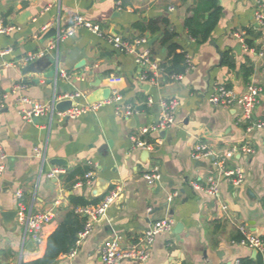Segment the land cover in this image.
<instances>
[{
	"label": "crops",
	"instance_id": "0c3cea01",
	"mask_svg": "<svg viewBox=\"0 0 264 264\" xmlns=\"http://www.w3.org/2000/svg\"><path fill=\"white\" fill-rule=\"evenodd\" d=\"M198 2L0 0V23L21 27L0 34V51L11 49L0 56V161L5 164L0 183V264H23L43 257L48 237L70 211L82 217L83 223L86 220L79 212L82 205H76L72 197L100 202L110 191L118 196L108 218L96 224L75 256L63 255L54 264H103L101 249L115 235L122 236L124 245L132 244L152 222L167 217L174 220L173 228L156 237L149 259L120 264H235L259 258L254 249L239 243V227L245 225L250 233L264 237V129L247 132L237 121L240 109L215 108L208 101L215 83L244 94L254 82L262 88L254 115L264 116V58L258 54L264 50V29L255 21L259 0H218L221 16L205 42L192 39L185 26ZM78 15L124 39L146 37L149 41L156 37L153 44L148 42L138 50L150 49L159 65L169 59L170 46L178 44V52L190 54L193 67L181 80L168 81L161 68L156 84L143 81L136 54L119 52L105 36L78 27L73 36L46 53L59 61L62 93L57 100L80 93L75 101L81 105L89 102L95 89L104 87L116 88L121 98L74 119L50 112L29 121L20 112L29 105L22 104L18 95L45 103L53 100L54 89L45 84L44 72H37V60L27 62L24 57L45 50L55 37L46 38L47 34L71 26ZM29 28L32 33L24 34ZM235 32H244L245 45L256 51L247 49ZM170 33L174 35L167 38ZM82 60L85 65L77 68ZM111 76L123 80L111 84ZM138 81L149 88H142ZM19 84L27 88L15 93ZM163 97L181 101L175 124L146 137L155 143L152 150L134 147L131 133L157 119ZM149 98L155 102L148 103ZM125 104L136 107L138 113L130 118L116 115V108ZM111 115L117 129L110 124ZM198 141L223 152L233 144L249 143L254 153H236L228 160L229 166L243 167L244 182L230 184L217 175L213 158H196L193 149ZM35 148H42L41 157L35 155ZM1 153L6 157L2 159ZM55 158L66 160L67 171L48 178ZM156 166L161 173L158 187L144 177ZM86 169L93 172L91 183L77 186L85 181ZM212 176L218 177L217 196L192 184L208 185ZM17 190L23 191L27 211L54 214L40 243L17 220ZM173 193L176 195L170 200Z\"/></svg>",
	"mask_w": 264,
	"mask_h": 264
},
{
	"label": "built area",
	"instance_id": "2783aa9c",
	"mask_svg": "<svg viewBox=\"0 0 264 264\" xmlns=\"http://www.w3.org/2000/svg\"><path fill=\"white\" fill-rule=\"evenodd\" d=\"M259 9L255 13V21L264 29V0H259ZM48 26H44L43 30ZM78 27H84L91 32L105 36L108 42L119 52L123 53H133L137 56V63L142 67L141 79L143 81H149L152 84L157 83V72L161 70L159 63L155 60L152 51L146 49L145 51L138 50L140 46L148 43L146 37L136 38L133 40L124 39L120 36L107 34L103 31L99 24H95L86 20L82 15H78L74 18L73 24L65 29H59L54 39L48 44L45 50H38L29 52L25 55L24 60L27 62H34L39 58L43 57L50 48H54L55 45L66 38L73 36ZM21 27L15 24H3L0 23V34H8L15 30H20ZM244 32H235V36L240 40V42L245 45ZM247 49L251 51H256V48L247 46ZM11 52V49L0 51V56H4ZM186 53L187 68L185 72L174 75L173 80H181L184 75L193 67L192 58L190 54ZM259 56L264 58V50L258 51ZM264 71V67H263ZM148 72L153 73L152 77H148ZM65 76H67L65 74ZM109 82L111 84H119L122 82L123 77L121 76H111L109 77ZM25 84H19L15 87L14 92L19 93L20 90L26 89ZM262 88L251 82L247 86V91L244 94H237L233 88L225 84L215 83L209 94L208 101L215 108H235L240 109L241 114L239 115L237 121L241 125L245 126L247 132H252L254 130L264 129V116L257 118L254 115V110L260 101V95ZM81 94L76 93L70 96L61 98L64 99H77ZM19 100L22 104L29 105L20 109V112L25 119L32 121L35 117L44 116L50 112L55 113L60 118H77L81 115L97 112L105 104H111L118 101L121 98V93L116 89H111V94L108 99L100 100L93 103L86 102L81 105H76L64 112L57 111L55 109L56 102L58 101H48L45 103L36 102L28 96L19 94ZM148 103L153 104L155 101L153 98L147 100ZM181 105L180 99L176 97H163L159 101L160 111L157 119L148 124L142 126L138 131L131 133L130 139L134 147L143 148L147 151L152 150L155 143L149 141L146 137L151 133H159L162 131L169 130L176 121V114L178 108ZM3 108V104L0 102V110ZM138 113V109L132 105H120L116 108L115 114L120 115L124 118H130L134 114ZM236 153L252 154L254 153V148L247 142L240 144H233L230 148L223 151H218L217 149L210 147L203 141H198L193 149V155L196 158L201 157H211L213 158V164L217 169V175L223 176L224 180H227L230 184L235 186L241 185L245 180V171L242 166H229V157ZM35 155L41 157L43 155L42 148H35ZM5 154L1 153V158H5ZM5 169V164L0 161V183L2 180L3 171ZM67 169L64 166L53 165L49 168L46 175L48 178H56L61 174L66 173ZM144 177L149 184H155L161 178V173L159 167H154L151 171L144 174ZM93 178V172H87L85 174V181L78 182L77 186L85 183H91ZM218 177H210L209 184L203 185L200 182H193V186L202 191L209 193L211 195L217 196L219 193V183ZM16 197L19 199L18 210H17V220L20 224L24 225L26 233L32 238L35 243H40L43 240V229L46 224L50 223L54 219V214L50 211H27V208L22 201L23 191L17 190ZM176 193H173L169 199L171 200ZM118 196V192L110 191L103 199L94 205L82 206L79 208V212L86 217L84 226L77 233V238L75 244L71 248L70 252L67 254L73 257L77 254V250L82 241L92 233L96 224L106 220L108 218V210L110 206L115 202ZM174 220L172 218H163L156 220L150 224V226L144 230V232L138 236L137 240L129 245H124L122 243V236L115 235V237L106 242L101 249V260L103 264H120L124 260H130L134 262H146L150 256V247L154 243L156 237L163 232H169L173 228ZM242 234V238L239 243L248 245L254 249L262 260L264 264V237H259L249 232L245 225L239 227ZM235 264H240L239 260Z\"/></svg>",
	"mask_w": 264,
	"mask_h": 264
},
{
	"label": "trees",
	"instance_id": "16d2710c",
	"mask_svg": "<svg viewBox=\"0 0 264 264\" xmlns=\"http://www.w3.org/2000/svg\"><path fill=\"white\" fill-rule=\"evenodd\" d=\"M192 11V14L185 20L188 34L198 42H205L211 37L219 22L222 7L219 5L218 0H199ZM173 35V33H170L167 38ZM179 47L178 44L171 45L169 59L160 64L168 81H171L174 75L185 72L187 68L186 53L185 51L178 52ZM152 76L153 73L148 72V77ZM86 172H89V170L86 169L83 173ZM72 200L76 205L82 206L98 203L97 200L88 201L81 197H72ZM83 221L82 217L76 214L74 210L70 211L48 237L47 248L43 257L23 264H54L59 257L67 255L75 244L78 231L84 226ZM239 262L240 264H262L260 256L257 259H241Z\"/></svg>",
	"mask_w": 264,
	"mask_h": 264
},
{
	"label": "water",
	"instance_id": "95a60500",
	"mask_svg": "<svg viewBox=\"0 0 264 264\" xmlns=\"http://www.w3.org/2000/svg\"><path fill=\"white\" fill-rule=\"evenodd\" d=\"M24 33V32H23ZM32 33V29L29 28V30L27 32H25L24 34H31ZM114 35H117L116 32H112ZM57 34L56 32H53L51 34H47L46 38L50 37V36H54ZM156 40V37L151 38L148 42L149 44H153L154 41ZM189 42V40H188ZM240 48V46L238 47V49ZM37 72L39 73H43L44 72V77L46 79V85H53V100L57 101V97L62 93L61 91V87L59 85L60 83V79H59V75H60V67H59V61L53 59V57H51L49 54L44 55L43 57L39 58L37 60ZM83 65H85V62L82 60L81 62L78 63L77 68L82 67ZM48 69V71H46ZM36 82H39V80L36 79ZM139 85L142 88L148 89L149 85L142 83L141 81H138ZM111 94V89L108 87H104V88H97L95 89L89 96L88 100L90 103L96 102V101H100V100H106L109 98ZM79 102V101H78ZM77 105L75 100L72 99H64V100H58L56 102L55 105V109L57 111H61L64 112L72 107H75ZM110 124L112 126L113 129H117V124H116V119L114 115L110 116ZM110 144L112 143V141L109 142ZM147 152V151H146ZM149 153V152H147ZM55 165H60V166H65L66 165V160L61 159V158H55L52 161ZM223 178V176H222ZM157 185V187L159 186V181H157L155 183ZM180 227V226H178ZM256 255L257 252L255 251Z\"/></svg>",
	"mask_w": 264,
	"mask_h": 264
}]
</instances>
